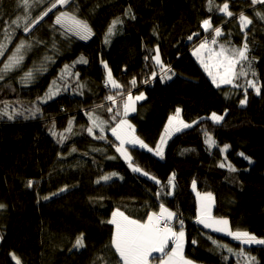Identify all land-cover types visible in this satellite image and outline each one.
Returning <instances> with one entry per match:
<instances>
[{"label":"trees","instance_id":"obj_1","mask_svg":"<svg viewBox=\"0 0 264 264\" xmlns=\"http://www.w3.org/2000/svg\"><path fill=\"white\" fill-rule=\"evenodd\" d=\"M225 2L231 17L219 11ZM62 12L86 22L92 37L83 42L56 25ZM241 12L252 21L244 32ZM262 16L264 4L253 6L251 0H68L63 6L57 0H0V44L6 49L0 70L24 44L22 63L0 72V264H16L13 254L21 264H122L111 247L112 213L119 210L145 222L150 213L160 212L161 204L175 214L170 222L174 231L183 222L185 260L264 264V245L241 244L197 223L198 193H211L214 218L226 219L233 232L264 239ZM204 19L211 20L208 32L201 27ZM114 20L120 22L110 34ZM217 27L223 34L212 45ZM205 40L217 51L221 45L242 48L246 40L247 60L242 63L248 75L236 81L240 87L215 86L191 55ZM157 50L163 67L152 59ZM29 71L33 78L25 80ZM108 71L119 88L106 86ZM248 79L261 92L249 88L241 106ZM9 91L14 96L4 100ZM129 93L145 98L125 117ZM177 108L192 127L169 138L165 125ZM213 113L224 119L213 124ZM122 114L149 147L155 149L165 137L163 159L125 145L132 164L155 179L132 172L116 152L119 141L112 129ZM94 121L104 122L102 133ZM205 131L215 147L205 143ZM101 134L105 139H99ZM225 145L227 151L221 152ZM173 174L175 187L169 195ZM105 175L111 179L104 181ZM81 236L84 246L74 247ZM156 253L149 264L165 256Z\"/></svg>","mask_w":264,"mask_h":264},{"label":"snow or ice","instance_id":"obj_2","mask_svg":"<svg viewBox=\"0 0 264 264\" xmlns=\"http://www.w3.org/2000/svg\"><path fill=\"white\" fill-rule=\"evenodd\" d=\"M68 0H57V3L61 6L65 5ZM251 4H264V0H251ZM56 4L52 5V8H55ZM48 11H52L50 8ZM221 13H224L226 16L231 17L233 13L229 11V4L225 2L223 7L219 8ZM47 15V13H45ZM259 15V13H258ZM264 19V16L261 17ZM240 21V30L244 32L245 28L252 23V21L241 12L239 16ZM120 21L114 20L113 26L109 27L108 32L111 34L114 30V27ZM15 23V21H14ZM56 25H60L62 28H65L67 32L77 36L81 40H85L91 34V30L86 22H83L77 19L74 15H69L67 12H62L60 15L56 17L55 20ZM201 27L205 32L211 28V20L204 19L202 21ZM27 32L28 29L25 28ZM222 30L220 27L215 28V37L212 38L211 44L216 45L217 39L216 37L221 36ZM247 34L245 33V37ZM192 37H189L191 40ZM208 41L200 43L199 46L193 51V55L197 56L200 59L201 65L204 70L207 72L209 77L212 80V83L220 87L222 84L224 85H232L235 87H240L239 84L236 83L241 77H246L248 75V71H245L243 63L247 60V52L248 45L245 40L244 46L242 48H233L225 45H221L219 50L208 49ZM24 47L23 42L21 45L17 47L16 51L12 56L8 58L7 63H5L4 68L0 70V72H7L13 70L18 67L24 57L21 55V49ZM5 46L0 44V56H3L5 51ZM207 53V56L204 57L203 54ZM155 61L156 65L163 67L159 51L157 50V54L152 57ZM86 63V61H82ZM240 65V70H237V66ZM105 68L107 69V65L105 64ZM248 70H251L250 64L248 65ZM155 75V73H153ZM252 76H255V72H252ZM33 78V73L31 71L25 73L24 79L31 80ZM169 79L171 77H168ZM111 84L114 88H119L120 85L113 79L112 73L108 71L106 73V86ZM131 84L134 86L136 84V79L133 78ZM251 88L255 91L257 95H260L261 89L258 86L257 82L254 79L246 80V87L244 88V98L239 101L241 106L246 105L248 99V89ZM144 94L141 93L132 96L131 93L128 94V100L123 105L124 108V116L126 117L130 111H135V103L137 101L143 100ZM109 100H112V96H108ZM15 111V110H13ZM109 112H112V109H108ZM180 109H176L175 116H169L168 122L165 125V133L168 134V137L175 133L181 132L183 129H188L192 127V125L185 123L183 120L179 119L180 117ZM2 114L7 115L8 119H14V115L9 114L7 111ZM116 115H119L117 113ZM27 119V117H25ZM211 120L213 124H219L224 117L216 115L213 113L211 115ZM197 123V122H194ZM94 126H98L101 129V133L103 132V121H94ZM92 128H88V132L92 134ZM112 135L119 141V146L116 147V152L120 154V156L128 162L129 168H131L132 172L140 173L144 176H147L148 179H155L149 173L143 171L140 167L134 166L132 164L133 156L130 155L129 150L125 148V145H132L133 148L135 146H139L140 149H146L148 152L153 153V155L159 157L160 159L164 158V149L163 144L166 143L165 137L162 135L160 143L156 145V148L153 149L149 147L143 140L139 139L134 134V128L131 123L127 119H121L120 122L116 125L115 128L112 129ZM204 135L207 137L205 143L209 148L216 146V141L213 139L211 135L208 134L207 131L204 132ZM99 139L103 140L105 137L103 134L100 135ZM63 140V137H61ZM228 145H225L221 152H225L228 149ZM240 155L243 156V153ZM246 158V157H245ZM247 159V158H246ZM251 163V160H249ZM220 167H224L225 165L221 163ZM230 171H236L231 165H228ZM113 176L116 173H112ZM104 181H108L111 179L110 176L105 175L102 177ZM156 184H160L158 179L155 180ZM33 181L29 180L28 187H32ZM168 185L170 186V190L168 192L171 195V189L175 187L174 184V174L168 180ZM193 188L195 189V181L193 182ZM66 189L62 188L60 191L63 192ZM160 193H157L159 196ZM199 197V208L197 214V223L203 225L204 228H210L215 232H225L228 229V221L226 219H218L214 218L211 214V205H212V194L205 193L200 195ZM45 200L49 199V197L45 196ZM4 205H0V208H3ZM174 213L170 211L168 208L164 206V204L160 205V212L157 214L155 212L150 213L145 222H141L136 219H131L126 216L123 212L117 210L112 213V219L108 221L109 224L114 225V231L111 236V247L115 249L116 254L119 256V261H122V264H149V258L152 253L159 252L167 255V259L160 258V264H190L189 261L185 260L182 255L183 249V239L185 233L183 231V222L181 221V230L174 231L170 222L174 218ZM227 235L232 237L234 240L239 241L241 244H258L264 245V239H258L256 236L246 232V231H227ZM169 241L172 242L173 247L170 253H165V249L168 247ZM84 246L83 237L81 236L75 241L74 247L81 248ZM231 251V249H229ZM238 256L243 255V250L241 253L237 254ZM12 259L16 262V264H21V261L17 258L15 254L12 255ZM246 259L254 260V257H246ZM111 264V262H109Z\"/></svg>","mask_w":264,"mask_h":264},{"label":"rangeland","instance_id":"obj_3","mask_svg":"<svg viewBox=\"0 0 264 264\" xmlns=\"http://www.w3.org/2000/svg\"><path fill=\"white\" fill-rule=\"evenodd\" d=\"M60 26V25H59ZM64 29V28H63ZM65 30V29H64ZM66 31V30H65ZM68 33H70V32H68ZM73 36H75V35H73ZM77 39H79L77 36H75ZM92 37V32H91V34L89 35V37L87 38V39H85V40H81V39H79V40H81V41H83V42H86V41H88L90 38ZM199 45H197L196 47H194L193 49H192V51H191V55L194 57V59H196V61H198L200 64H201V62H200V59H198V57L197 56H194L193 55V51L198 47ZM208 49H210V47L208 46ZM211 49H214V47L213 48H211ZM203 56L204 57H206L207 56V53L205 52L204 54H203ZM1 57V56H0ZM211 79V78H210ZM212 81V80H211ZM221 86H225L224 84H222ZM133 94V93H132ZM136 95H139L138 93H136V94H133L132 96L133 97H135ZM12 96H14V94H13V92L12 91H9V92H6V94L4 95V100L5 99H7V98H10V97H12ZM127 98L124 100V104L127 102V100H128V95L126 96ZM141 101V100H140ZM140 101H137L136 103H135V111H136V104L138 103V102H140ZM135 111H130L129 113H128V115H130V114H133V113H135ZM175 113H176V111L174 112V113H172L170 116H175ZM121 119H125L124 117H123V114L120 116V120ZM179 119H181V116L179 117ZM182 120V119H181ZM167 122H168V120H167ZM130 123V122H129ZM167 124V123H166ZM176 134V133H175ZM164 135H168L167 133H164ZM166 140V139H165ZM164 145H165V143L163 144V147H164ZM139 146H137V148H138ZM140 149V148H139ZM141 150H144V151H146V152H148L146 149H141ZM206 229V228H205ZM210 229V228H209ZM174 230V229H173ZM212 230V229H211ZM228 230H230V228H229V224H228V229H226L225 230V232H215V231H211V232H213V233H215V234H220V235H223V236H226L227 237V231ZM182 243H183V249H184V239H183V241H182ZM171 244H172V242H171ZM245 245H249V244H245ZM251 245H258V244H251ZM172 247H173V244L171 245V247L169 248V250L171 251L172 250ZM183 249H182V253H183ZM190 262V261H189Z\"/></svg>","mask_w":264,"mask_h":264},{"label":"crops","instance_id":"obj_4","mask_svg":"<svg viewBox=\"0 0 264 264\" xmlns=\"http://www.w3.org/2000/svg\"><path fill=\"white\" fill-rule=\"evenodd\" d=\"M169 242H170V241H169ZM155 255H156V256H161V253H158V254L156 253ZM182 255H183V253H182ZM183 256H184V255H183ZM151 257H152V256H151ZM151 257H150V258H151ZM163 259L166 260V259H167V255H165V256L163 257ZM187 261H188V260H187ZM158 264H160V262H159ZM190 264H193V263L190 262Z\"/></svg>","mask_w":264,"mask_h":264}]
</instances>
